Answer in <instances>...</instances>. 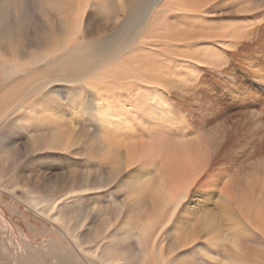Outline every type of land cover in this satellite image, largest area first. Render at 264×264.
<instances>
[{
	"label": "bare ground",
	"instance_id": "1",
	"mask_svg": "<svg viewBox=\"0 0 264 264\" xmlns=\"http://www.w3.org/2000/svg\"><path fill=\"white\" fill-rule=\"evenodd\" d=\"M231 1L264 19V0ZM214 2L0 0V193L100 264H264L263 74L224 65L253 30L193 18ZM48 152L46 191L30 177Z\"/></svg>",
	"mask_w": 264,
	"mask_h": 264
},
{
	"label": "rangeland",
	"instance_id": "2",
	"mask_svg": "<svg viewBox=\"0 0 264 264\" xmlns=\"http://www.w3.org/2000/svg\"><path fill=\"white\" fill-rule=\"evenodd\" d=\"M232 7H234V6H233V2L231 0H215V2L212 4L211 8L208 10L209 12H213V11L216 12L213 14V17L211 14L208 15L207 13L206 14L194 13L193 14L194 17L193 16H191V17H193L195 20L198 18L201 20H204L207 23L206 26H209V27H212L215 23H217L218 31L219 30L221 31V27L225 23L227 24V26L230 23L229 25L234 26V27H236L239 24L237 26V28H241L240 26H242V25L245 26L246 22L248 24L250 22V28L253 30V32L250 33V35H248L246 40L238 43L236 45L237 48H232V49L229 48V51L225 50L223 52L224 58H222V61L225 62L224 65L226 64L225 66L228 69L239 68V66H242V65L250 66L251 63H253L255 66V70H257L258 72L262 71L261 73L264 76V19L259 15H255V18H253L254 14H251V15L250 14H244V15L235 14ZM169 8L172 9L170 14L169 13L167 14L169 17H171L173 15H177V13L180 14V12L176 11L177 9H180L179 6L174 7L171 4ZM217 13H219V15ZM212 18H214V19H212ZM182 21L185 22L186 24L190 23L189 20H186L185 18H183ZM204 21H203V23H205ZM195 23L197 24V22H195ZM240 24H242V25H240ZM255 30L257 31V33L255 32ZM243 43H244V45H243ZM177 46L173 47V45H168L169 53L174 52L173 53V55H174L176 53L175 51L179 50V48H180L179 51L182 52V48L179 46H178L179 47L178 48ZM173 50H175V51H173ZM233 50H234V52H233ZM219 51H220V48L217 46L216 52H219ZM169 55L172 56V54H169ZM182 55H183V52H182ZM167 58H168V55L167 56H161V58H159V59L164 61ZM257 58H258V60H257ZM159 59L156 58V60L159 61V64L162 65L160 63L161 60H159ZM256 63H257V65H256ZM259 64L261 67L258 66ZM166 65L167 64H164V67ZM207 70H209V69H206V67L203 68V70H202L203 72L200 74V77H201L200 80H202L205 77H208L209 75L212 74ZM234 75H235V72H234ZM211 76H213V75H211ZM263 76H259V78L261 77L260 79H262V83H263L262 90H259V92L253 90L254 92H252V98L251 99L252 100L254 99L255 102L253 100V103H252V100L250 99L251 100L250 104H254V106H255L254 108H256L254 110H258V111L264 110V77ZM201 82H203V80ZM254 96H256V97H254ZM257 96H258V98H257ZM255 98L258 100H256ZM224 109H222L223 111L221 112L222 116H218L219 118L221 117L220 119H222V120L225 119L226 113L231 112V110L227 107L226 108L224 107ZM249 110H251V108ZM221 113H218V115H220ZM263 114H264V111H263ZM220 119L218 121L212 120V123L210 125L205 126L206 127L205 133L210 138L220 137L225 132L226 125L224 123H222L220 121ZM263 145H264V143H263ZM47 154H48V156L44 157L45 161L48 162L47 165H45V166L43 165L40 170L35 172V175H31V177H30L33 181L40 182L42 184V187H40V189H43L46 191H48L49 189H51L53 187L55 180L57 181V180L61 179L59 174L62 173L61 170H57V169H59V167H57L58 165L51 163V161H57L58 160V159H56L57 157L54 156L52 152H48ZM44 155H46V154H44ZM72 161H75L74 168H72V170H74L75 172L76 171H83V170L86 171L88 169L90 174H95V172L97 171V168H95L96 166L94 164H92V162H87L83 165V164H78L80 161H84L82 159L81 160H79V159L78 160H72ZM261 161H262L261 163L263 165L260 163V164H258V167L256 166L255 168L257 170L261 169L262 171H264V159H262ZM85 165H86V167H85ZM242 165L248 167L247 169L250 168L248 163L247 164L246 163L241 164L239 166V168H241ZM243 169L247 170L245 167L244 168L242 167L241 170L243 171ZM238 170L241 171L240 169H238ZM29 175H30V173L29 174L23 173L22 176H23V178L27 179V177ZM100 201L102 202V198L99 200V202ZM103 201L105 202V200H103ZM15 210H19L18 213L15 212ZM0 226H1L0 227V243H2L4 245V247H5L4 249L6 250V252H5L6 255L3 252L1 253V250H0V264H32L31 260H34V259L36 260L34 262V264H58L57 262H61V261H63V263H65V264H75V263L76 264H80V263L81 264H100V261L98 259L94 260L93 258L85 256L84 253L77 251V249L75 247H73L69 241L65 240L64 238H62V236L60 234L56 233V231L52 228V226L49 223H45L44 220L42 221L41 219L36 218L35 215L29 209H27V207L25 205H23L20 202L15 201L13 198H10L9 196L4 195L3 193H0ZM20 232H21V234H20ZM8 234H10V236H12V238H10ZM22 235H23V237H22ZM11 239H13V240L15 239V242L17 245H15V242H12ZM10 241H11V243H9ZM25 242H28V243H25ZM50 242H54L56 247H59V248H61L63 246L62 248H64V250H62L59 254L64 255L63 256L64 260H63L62 256H61V258H60V256H58L57 258L54 257V255H53L54 252L51 253ZM14 248H15V250H14ZM68 249L73 250V251L75 250L74 252L76 255L68 256L67 255V253L69 251ZM38 250H41V253ZM18 252H19V254H18ZM24 258H25V261H24ZM30 258H32V259H30ZM58 258H59V260H58ZM71 259H72V261H71ZM73 262H75V263H73Z\"/></svg>",
	"mask_w": 264,
	"mask_h": 264
}]
</instances>
